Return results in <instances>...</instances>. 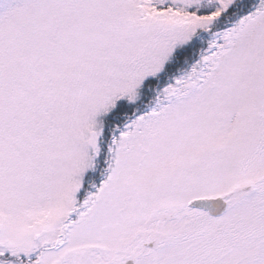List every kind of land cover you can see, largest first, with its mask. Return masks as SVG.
Listing matches in <instances>:
<instances>
[{
  "label": "snow or ice",
  "instance_id": "snow-or-ice-1",
  "mask_svg": "<svg viewBox=\"0 0 264 264\" xmlns=\"http://www.w3.org/2000/svg\"><path fill=\"white\" fill-rule=\"evenodd\" d=\"M0 264H264V0H0Z\"/></svg>",
  "mask_w": 264,
  "mask_h": 264
}]
</instances>
